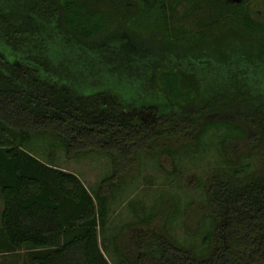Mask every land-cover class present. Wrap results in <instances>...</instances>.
Instances as JSON below:
<instances>
[{"label": "trees", "instance_id": "trees-1", "mask_svg": "<svg viewBox=\"0 0 264 264\" xmlns=\"http://www.w3.org/2000/svg\"><path fill=\"white\" fill-rule=\"evenodd\" d=\"M230 5L0 0V253L30 246V264H139L119 232L105 233L108 197L139 153L214 146L238 164L242 145L264 148V22ZM101 73L115 86L86 80ZM141 85L147 93L131 97ZM178 139L188 142L168 143ZM58 148L107 155L112 172L89 190L54 164ZM204 191L205 253L149 228L153 214L130 203L143 264H264V168L217 169Z\"/></svg>", "mask_w": 264, "mask_h": 264}, {"label": "rangeland", "instance_id": "rangeland-1", "mask_svg": "<svg viewBox=\"0 0 264 264\" xmlns=\"http://www.w3.org/2000/svg\"><path fill=\"white\" fill-rule=\"evenodd\" d=\"M86 80L99 82L95 89L101 90L115 86L116 78L108 73H101L87 77ZM121 91L124 92L126 89L122 88ZM127 91L131 92L129 93L131 97H135L136 94L143 96L147 93L142 85L128 87ZM185 142L188 141L178 139L168 143L177 146ZM160 146L164 145L160 144ZM160 146L153 154L139 153L137 160L128 166L121 180L117 181L107 202L108 217L105 233L111 236L119 232L117 242L125 253L132 256L130 259L139 264L146 262L148 257L143 255L141 257L140 254L137 256L135 253V246L131 241V235L135 234L132 227L135 218L130 203L136 205L138 211L141 206L146 212L153 214L149 228L157 231L165 228L168 236L179 244L189 246L197 253H205L203 237H206L211 226L210 219L203 217L204 186L211 173L217 169L231 171L246 165L249 170L264 168V148L242 145L240 162L233 164L226 161V156L220 147L217 150L216 147L210 146L202 152H191L193 150H187L188 146H182L178 148L182 155L177 158V153L172 157L167 153L161 154ZM49 150L48 147H44L40 152L42 158L47 156ZM54 153V164L78 174L89 190H97L102 179L112 172L111 160L107 155L88 153L76 158H67L60 148L55 149ZM231 157L233 159V155ZM173 210L175 213L168 217ZM27 248L18 250L17 253H0V263L30 264V251ZM30 250L38 252L40 249L30 248ZM107 256L112 262L115 260L113 252L110 251Z\"/></svg>", "mask_w": 264, "mask_h": 264}, {"label": "flooded vegetation", "instance_id": "flooded-vegetation-1", "mask_svg": "<svg viewBox=\"0 0 264 264\" xmlns=\"http://www.w3.org/2000/svg\"><path fill=\"white\" fill-rule=\"evenodd\" d=\"M228 7L223 6V9H250L251 14L259 22H264V0H227Z\"/></svg>", "mask_w": 264, "mask_h": 264}]
</instances>
